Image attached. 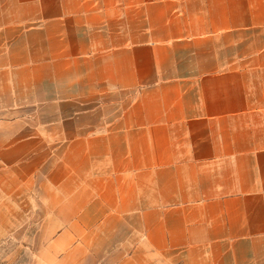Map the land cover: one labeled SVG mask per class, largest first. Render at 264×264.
<instances>
[{
	"label": "crops",
	"instance_id": "obj_1",
	"mask_svg": "<svg viewBox=\"0 0 264 264\" xmlns=\"http://www.w3.org/2000/svg\"><path fill=\"white\" fill-rule=\"evenodd\" d=\"M1 217L23 264H264V0H0Z\"/></svg>",
	"mask_w": 264,
	"mask_h": 264
},
{
	"label": "rangeland",
	"instance_id": "obj_2",
	"mask_svg": "<svg viewBox=\"0 0 264 264\" xmlns=\"http://www.w3.org/2000/svg\"><path fill=\"white\" fill-rule=\"evenodd\" d=\"M17 223L20 221V216H17ZM24 219L26 217H23ZM29 217H27L28 219ZM3 220L4 217H1V225H0V264H23L22 260L25 259L21 257L20 247L18 241L19 235V227L17 232H9L4 231L3 228ZM16 233V237L14 239L13 235Z\"/></svg>",
	"mask_w": 264,
	"mask_h": 264
}]
</instances>
